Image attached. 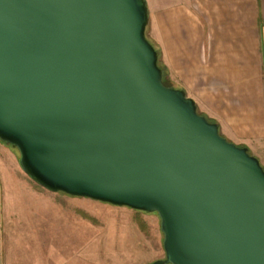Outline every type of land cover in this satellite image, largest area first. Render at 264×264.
Masks as SVG:
<instances>
[{
    "label": "water",
    "instance_id": "95a60500",
    "mask_svg": "<svg viewBox=\"0 0 264 264\" xmlns=\"http://www.w3.org/2000/svg\"><path fill=\"white\" fill-rule=\"evenodd\" d=\"M147 0H0V140L44 189L157 213L165 259L264 264V168L163 83Z\"/></svg>",
    "mask_w": 264,
    "mask_h": 264
},
{
    "label": "crops",
    "instance_id": "0c3cea01",
    "mask_svg": "<svg viewBox=\"0 0 264 264\" xmlns=\"http://www.w3.org/2000/svg\"><path fill=\"white\" fill-rule=\"evenodd\" d=\"M147 1L146 35L171 85L264 168V0ZM30 181L18 152L0 140V264H16L6 215Z\"/></svg>",
    "mask_w": 264,
    "mask_h": 264
},
{
    "label": "rangeland",
    "instance_id": "374dc122",
    "mask_svg": "<svg viewBox=\"0 0 264 264\" xmlns=\"http://www.w3.org/2000/svg\"><path fill=\"white\" fill-rule=\"evenodd\" d=\"M159 63L163 66L160 57ZM5 225L16 264H151L165 259L157 213L50 192L32 180Z\"/></svg>",
    "mask_w": 264,
    "mask_h": 264
},
{
    "label": "trees",
    "instance_id": "16d2710c",
    "mask_svg": "<svg viewBox=\"0 0 264 264\" xmlns=\"http://www.w3.org/2000/svg\"><path fill=\"white\" fill-rule=\"evenodd\" d=\"M156 49L158 50V48L156 47ZM159 57H160V54H159ZM159 66H160V68L162 69V71H163V83L166 85V86H168V87H174L173 85H169L168 83H167V73H166V70H165V68H164V66H162V65H160V63H159ZM175 88H177V87H175ZM213 122V121H212Z\"/></svg>",
    "mask_w": 264,
    "mask_h": 264
}]
</instances>
